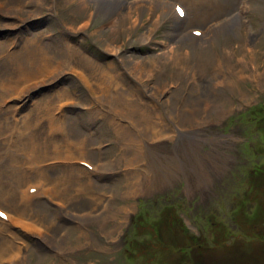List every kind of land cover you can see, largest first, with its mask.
I'll use <instances>...</instances> for the list:
<instances>
[{
    "label": "rangeland",
    "instance_id": "obj_1",
    "mask_svg": "<svg viewBox=\"0 0 264 264\" xmlns=\"http://www.w3.org/2000/svg\"><path fill=\"white\" fill-rule=\"evenodd\" d=\"M173 1L186 11L180 21L158 4L135 8L140 0L0 2L10 7L0 54L17 32L6 23H21L0 80L16 66L10 83H36L1 105L0 133L14 132L13 149L26 154L14 160L25 171L17 182L42 187L29 191L40 197L25 216L19 187L0 179V198H12L0 210L33 225L1 230L19 244L12 264H181L189 243L192 262L264 264L254 235H264V0ZM218 11L228 23L201 38ZM32 55L48 58L41 82L23 81ZM218 72L226 82L215 85ZM3 247L0 264L13 252Z\"/></svg>",
    "mask_w": 264,
    "mask_h": 264
},
{
    "label": "bare ground",
    "instance_id": "obj_2",
    "mask_svg": "<svg viewBox=\"0 0 264 264\" xmlns=\"http://www.w3.org/2000/svg\"><path fill=\"white\" fill-rule=\"evenodd\" d=\"M1 1H4L5 2V4H6V2L7 1H9V0H0V2ZM11 2V1H10ZM176 2H174L173 0H140V6H136L135 8H139V7H146V8H148L149 10H151V9H153L157 4H158V6H160V8L163 10V11H166V12H168L171 16H174V18H177V19H179V17L177 16L178 14H177V11H178V9H182V10H184L183 8H182V6L181 5H179V4H175ZM16 4V3H15ZM129 6H131V5H129ZM5 8V9H4ZM8 8H10V7H8V5H6V6H4V5H0V12L4 9V11L0 14V26H4V22H3V20H5L3 17H6V15L4 16V14L3 13H5V11H8L9 9ZM130 9H134V7H129ZM8 9V10H7ZM14 10V9H13ZM130 11V10H129ZM188 12V11H187ZM184 13H186V11H184ZM183 13V14H184ZM215 13H217L218 14V17H219V15H220V13H222V12H215ZM163 14H165V13H163ZM212 14H214V13H212ZM185 16H186V14H185ZM208 16H209V14H208ZM187 17H188V15H187ZM7 19V18H6ZM20 21V20H19ZM179 21H180V19H179ZM183 21V20H182ZM228 17L227 16H220L219 17V19H217V20H215V21H210L208 24H207V26L202 30V29H199V31L201 32V34H200V36H201V38H204V37H209V36H211V34H213L215 31H217V29H220L221 27L223 28V26L224 25H226L227 23H228ZM15 22V21H14ZM13 21L11 22V23H6V24H9L10 25V27L11 28H16V30H17V32L16 33H11V34H13V36H14V38L13 39H10L9 40V42L8 43H6L7 44V46L9 45V47H8V49H6V51L3 53V52H1V54H0V63H2V62H4V61H6L7 59H8V56L13 52H11V48H12V46L13 45H17L18 44V41H17V39L15 38V36L19 33V32H21L20 30H21V26H20V24H19V22H15L14 23ZM183 23V22H182ZM84 25H86V24H84ZM81 27H84L83 25L81 26ZM1 28V27H0ZM190 30H192V29H190ZM219 31V30H218ZM199 32V33H200ZM10 34V33H9ZM195 34V33H194ZM151 35V34H150ZM187 36H188V38L190 39V40H193V41H195V40H197L198 38H199V40H200V37H196V35H192L190 32H187ZM213 36V35H212ZM33 37L31 36V38L29 37L27 40H25V45L27 44V42H29L31 39H32ZM212 38V37H211ZM205 39V38H204ZM208 39V38H207ZM22 42V41H21ZM198 42V41H197ZM22 46V45H21ZM23 47H24V45H23ZM3 53V54H2ZM38 53V52H37ZM35 54V53H34ZM56 56V55H55ZM61 57V56H60ZM64 58V57H63ZM43 59H44V62L46 63V61L45 60H47V59H45V58H43V55L41 56V57H37L35 60H34V55H32V59L31 60H29V61H27V63H25V64H22L21 65V70H22V78H23V81L24 82H29V81H31V82H33V81H35V80H32V79H34V78H37L39 75H40V71L42 70H46L47 69V67H45V69H41V67H42V65H43ZM57 59H58V57H57ZM65 59V58H64ZM59 60H61V59H59ZM63 60V59H62ZM52 61H54V60H52ZM65 61V60H64ZM61 62H63V61H61ZM44 63V64H45ZM135 63V62H134ZM133 63V64H134ZM54 64V63H53ZM135 64H138V63H135ZM140 64V63H139ZM46 65V64H45ZM65 65V64H64ZM57 67L58 66H60V64H57L56 65ZM63 66V65H62ZM135 66V65H134ZM141 66V65H140ZM15 67L16 66H12L11 67V71H12V75H11V77L10 78H7L6 80H0V92L1 93H3L2 92V89H1V86H5V87H8V89L10 90V92L8 91L7 93L9 94L8 96H6L5 95V93H4V97H0V107H1V105L2 104H5V103H7L8 101H17V102H21V101H23V100H25V99H27L28 98V95L27 94H29V92H30V89H31V87L32 86H34V85H36V83L35 84H32V83H28V85H26V84H23V83H21V84H19V85H21V86H18V84L17 83H14V82H12V83H10V80H11V78H15L16 76H17V73L16 72H14V70H15ZM55 67V66H54ZM53 67V68H54ZM50 68V67H49ZM141 68V67H140ZM143 68V67H142ZM55 69V68H54ZM61 69V68H60ZM62 70V69H61ZM66 70V69H65ZM47 71V70H46ZM140 72H143V71H141V70H139ZM138 71V72H139ZM64 72V71H63ZM254 72V71H253ZM15 73H16V76H15ZM45 73V72H44ZM61 73V72H60ZM43 74V73H42ZM48 74V73H47ZM83 75H84V73H83ZM86 75V74H85ZM15 76V77H14ZM46 76V75H45ZM51 76V75H50ZM56 76V75H55ZM43 77V76H42ZM136 77V76H135ZM21 79V78H20ZM39 79V81H40V78H37L36 80H38ZM43 79V78H42ZM109 79V78H108ZM114 80V79H113ZM214 80H215V85H217V83L218 82H221V81H223V82H226V79H225V76L222 74V73H220V72H218L217 73V75L215 76V78H214ZM49 81V80H48ZM107 81V80H106ZM110 81V80H109ZM41 82V81H40ZM50 82V81H49ZM91 83V82H90ZM108 83V82H107ZM23 84V85H22ZM42 84V83H41ZM87 85L89 86V84L87 83ZM110 86H108V88H109ZM16 89H17V92L15 93V91H16ZM104 89V88H103ZM102 89V90H103ZM21 90H24L23 91V93H24V96H20V93H21ZM105 91V89L103 90V92ZM106 97H108L109 96V93H108V89H106ZM1 93H0V95H1ZM154 94V93H153ZM102 96L104 97L105 96V94L103 95V93H102ZM160 98H163L164 97V95H162V96H160V95H158ZM110 97H112L113 98V96H110ZM117 97H119V94H117ZM120 98H122V96L121 97H119V99ZM108 100L109 101H111L109 98H108ZM111 102H113V101H111ZM119 102V101H118ZM138 103V102H137ZM114 105V104H113ZM120 105L122 106V104L120 103ZM129 105V104H128ZM128 105H125V106H128ZM56 107V106H55ZM130 107V106H129ZM137 107V106H136ZM3 108V107H2ZM10 108V107H9ZM138 108V107H137ZM140 108V107H139ZM118 109V108H117ZM8 110V109H7ZM133 110V109H132ZM135 110V109H134ZM2 111V110H1ZM0 111V112H1ZM137 111V110H136ZM145 111V110H144ZM5 112V111H4ZM140 112V111H139ZM142 112V111H141ZM2 113V112H1ZM0 113V114H1ZM120 113H122V112H120ZM128 113V112H127ZM16 115V114H15ZM152 115V114H151ZM19 117V116H18ZM138 117H141V116H138ZM152 117V116H151ZM17 118V117H16ZM20 118V117H19ZM134 119V118H133ZM136 119V118H135ZM158 119V118H157ZM120 120H123V119H120ZM120 120H117V121H119V122H121ZM17 121V120H16ZM54 121V120H53ZM127 122V126L129 127V125H131L132 126V128H134V129H136V127H138L139 125H137L136 124V122L134 121V124L132 125L131 123H129L128 121H126ZM18 123V122H17ZM122 123V122H121ZM153 123H155V122H153ZM124 124V123H123ZM141 124V123H140ZM143 125V124H142ZM157 125V124H156ZM160 125V124H159ZM22 126V125H21ZM158 126V125H157ZM165 126V125H164ZM151 127V129L152 130H156V132H157V129L158 128H156L155 126H150ZM130 128V127H129ZM132 128H130V130L133 132V130L134 129H132ZM140 128V127H139ZM161 128V127H160ZM166 128V127H165ZM164 128V129H165ZM141 129V131L140 132H142L143 134L145 133V134H147V132H146V130H145V127L143 128V127H141L140 128ZM150 129V128H149ZM162 129V128H161ZM20 130V129H19ZM23 130V129H22ZM65 131V130H64ZM67 132V131H66ZM135 132V131H134ZM155 132V133H156ZM165 132V131H164ZM168 132V131H167ZM136 133V132H135ZM134 133V134H135ZM70 134V133H69ZM134 134L133 133H126L125 135H124V137H123V139L125 140V142L126 143H129L130 141H132V139H131V137H133L134 136ZM163 133H161V134H159L158 132H157V134H154V135H152V136H160V135H162ZM71 135V134H70ZM148 135V134H147ZM13 136H14V132L13 133H9V132H6V133H0V179H5V178H7L8 180H10V181H12L13 182V184H14V186H18L19 187V190H20V197H19V201L17 202V203H19V205L20 206H24L21 210H20V208H18L19 210H20V213H23V215H25V216H27V214H24V209L26 208L27 209V207H26V204H28L27 206H29L30 208H33L34 207V202H35V200L36 199H38L39 197H40V195H39V192L38 193H35V194H32V195H30L31 193H29V191H31V190H36V189H38V188H42L40 185L41 184H39V183H32L31 184V186H30V184L28 185V188H25L26 186H27V182L24 184V185H22L23 184V182L21 183V185H19L20 183H18L17 181H20L21 180V178L20 177H18V175H22V172H25V171H22L21 172V169H18V166H19V164H16L15 163V158L17 159V157H23V156H26V154L25 153H22V152H19L18 150H15V149H13V146L14 145H16V143H18L19 141V139H13ZM136 136H137V134H136ZM135 136V137H136ZM165 136V135H164ZM21 137V136H20ZM161 137V136H160ZM137 138H138V136H137ZM142 138V137H141ZM16 141V142H15ZM21 141V140H20ZM123 141V140H122ZM138 141H139V139H138ZM72 142V141H71ZM125 142H123V143H125ZM15 143V144H14ZM126 143H125V145H126ZM120 144H121V142H120ZM20 145V144H19ZM83 145V144H82ZM12 146V148H10ZM81 146V145H80ZM18 147V146H17ZM23 147V146H22ZM127 147H129V146H127ZM18 149V148H17ZM135 149H137V148H135ZM81 151H83V152H81ZM141 151V150H140ZM80 152H81V154H84V149H81L80 150ZM58 153V152H57ZM73 153V152H72ZM133 153H136V152H130V154H133ZM62 154V153H61ZM138 153H136V154H133V156L131 157V158H137L138 157V155H137ZM65 158H66V156H65ZM82 160H85L84 159V157H80ZM61 159V158H60ZM126 159H128V158H126ZM25 160V159H24ZM133 160V159H132ZM131 160V161H132ZM72 161V160H71ZM128 161V160H127ZM134 161V160H133ZM24 162V161H23ZM128 163V162H127ZM131 163V162H130ZM34 164V163H33ZM36 165V164H35ZM129 165H133V164H129ZM37 167V166H36ZM98 168V167H97ZM42 170V169H41ZM94 170V169H93ZM9 171H12L13 173H9ZM39 171V170H38ZM98 171V170H97ZM96 172V171H95ZM9 173V174H8ZM8 174V175H7ZM136 172H132L131 174L129 173V175H131V177H134V176H136ZM25 176V175H24ZM12 177V178H11ZM11 178V179H10ZM135 178V177H134ZM1 182V181H0ZM3 182V181H2ZM9 181H7V183H8ZM11 182V183H12ZM150 182V181H149ZM41 183V182H40ZM9 186H10V184H9ZM13 187V186H12ZM140 187V186H139ZM7 189V188H6ZM9 191V190H8ZM11 192V191H10ZM14 192V191H13ZM43 192V191H42ZM46 192H47V190H46ZM17 193V192H16ZM47 193H49V192H47ZM58 194V191H55V190H52V192H51V194ZM13 194V193H12ZM14 197V196H13ZM0 200H2V201H0L1 202V204H3V205H5L4 203H11V200H12V198H11V193H7V195L6 196H3V198H0ZM2 202H4V203H2ZM13 206H15L14 204H12ZM6 206V205H5ZM17 207V206H16ZM1 211V210H0ZM2 213H3V215H4V217L3 218H1L0 217V243L1 242H4V247H3V251H5V252H7L8 253V251H12L13 250V246L14 247H16V245L15 244H18L17 243V241H15L14 239H10L9 241L11 242V241H13L12 243H13V245L10 243V242H6V240H5V236H3V233L1 232V230L2 229H7V226H8V223H12V224H14V225H19V226H21L22 228H24L25 230H28V231H31V228H33V225L31 224V222L29 221H26V219L25 218H27V217H25V216H22L21 217V215H19L20 213H18V214H15V213H13V212H10L9 210H6V212H4V211H1ZM81 215H83V216H86V214H81ZM35 230V229H34ZM33 233H35L36 235H39V236H42V234H40L37 230H35V231H33ZM14 236V235H13ZM43 237V236H42ZM6 238H8V237H6ZM11 238V237H10ZM44 239V238H43ZM19 245V244H18ZM16 248H18V249H20L18 246L16 247ZM21 251H19V250H13V252L10 254V256H9V259L7 260V261H4L3 263H1V264H12V262L14 261V259H15V256H20V253ZM0 255H1V252H0ZM9 255V254H8ZM5 257V255L3 256V258ZM2 258V259H3ZM15 262V261H14Z\"/></svg>",
    "mask_w": 264,
    "mask_h": 264
},
{
    "label": "flooded vegetation",
    "instance_id": "obj_3",
    "mask_svg": "<svg viewBox=\"0 0 264 264\" xmlns=\"http://www.w3.org/2000/svg\"><path fill=\"white\" fill-rule=\"evenodd\" d=\"M263 196H264V194H263ZM258 206H260V204L258 205ZM258 224V223H257ZM262 225H264V221L262 222ZM263 228V227H262ZM231 235V234H230ZM255 236L257 235V236H259V237H262V238H264V235H258V233H257V231H256V233L254 234ZM192 241H196V239H192ZM217 245V244H216ZM216 245H214V246H216ZM199 246V245H198ZM187 247L188 248H185L184 250H183V252H184V258H186V260H185V262L184 263H181V264H215L216 262H217V260L216 261H211L210 259H208V263H207V258L204 260V261H202L201 263H196V261L195 262H192L191 260H189V258H188V253H189V251H190V247H191V243H189V244H187ZM199 247H201V246H199ZM209 256V255H208ZM207 256V257H208ZM210 257V256H209ZM208 257V258H209Z\"/></svg>",
    "mask_w": 264,
    "mask_h": 264
},
{
    "label": "trees",
    "instance_id": "obj_4",
    "mask_svg": "<svg viewBox=\"0 0 264 264\" xmlns=\"http://www.w3.org/2000/svg\"><path fill=\"white\" fill-rule=\"evenodd\" d=\"M254 210H257V209H254ZM253 223H257L258 221H261V219H263V214H260L258 213V211H254L252 214H251V217L249 218Z\"/></svg>",
    "mask_w": 264,
    "mask_h": 264
}]
</instances>
